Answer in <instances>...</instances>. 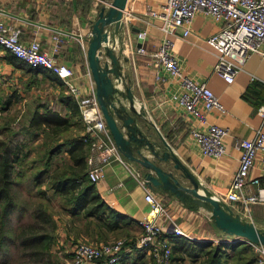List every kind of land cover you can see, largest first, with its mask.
I'll return each instance as SVG.
<instances>
[{"label": "crops", "instance_id": "1", "mask_svg": "<svg viewBox=\"0 0 264 264\" xmlns=\"http://www.w3.org/2000/svg\"><path fill=\"white\" fill-rule=\"evenodd\" d=\"M111 2L0 0V22L10 30H18L22 42L37 40L44 51L51 53L53 36L58 35L62 39L55 59L72 69L74 76L71 82L79 92L77 100L54 73L32 67L0 48V92L10 97L9 101L14 100V92L17 90L22 92L24 99H35L23 130L31 137L34 145L39 143L36 145L42 152L41 158L50 159L48 172L45 171L44 162L31 166V170L38 169V180L43 184L64 181L67 178L64 173L68 168L76 172L74 179L79 182L82 171L87 169L89 147L82 141L86 124L81 115L79 100L93 94L96 96L87 51L99 12L102 8L107 9ZM164 3L165 0H127L118 34L114 31V23L103 27L102 33L106 38L98 52L100 64L108 66L109 77L112 79L110 102L118 112L123 109L121 118H116V121L127 145L124 150L119 149L122 162L112 161L105 167L103 180L92 183L86 176L82 178L83 184L77 194L80 210L75 216L68 211L65 214L78 231L75 224L82 222V227L86 225L87 220L83 216L87 208L98 205L97 214L111 216V220L115 214L118 229L134 238L142 233L139 222L148 216L151 209L145 201V194L152 193L155 198L163 201L167 214L164 235H168L171 246H181L179 253L185 258V264H189L191 245L197 248L201 245L226 246L240 239L218 229L206 217L207 212L201 204L199 207L202 208L198 210L188 208L184 204L185 199L188 200L185 193H173L161 186L149 187L144 181L147 169L129 157L151 160L171 172L182 186L192 188L191 183L196 182L198 192L203 193L205 190L206 194L222 198L240 163L241 152L237 143L252 138L262 126L257 109L264 105V59L258 54H251L234 81L226 83L214 73L217 58L206 42L207 38L219 30L220 24L209 16L197 14L186 40H174L172 53L183 75L206 82L225 109L223 114L207 113L205 123L199 122L175 103L167 101L169 94L178 85L151 57L163 34L158 29L159 21L149 16L148 9L159 12ZM141 31H146L144 40L138 39L137 35ZM140 47L145 54L138 51ZM110 112L114 114L111 109ZM126 118L131 119L132 124L124 126L123 120ZM210 125L223 127L228 132L225 140L226 154L219 158L203 156L199 146L189 136L191 129H206ZM262 128L264 131V125ZM262 154L258 152L251 171V177L260 181L252 187V192L260 202L251 205L248 210L241 204L227 207L234 215L251 222L264 232ZM30 156L34 158V152ZM184 167L189 168L194 180L185 173ZM67 188L59 184L58 190L63 189L62 197L68 196L63 195ZM70 207L66 205L65 209L69 210ZM107 223L104 221L105 225ZM91 225L95 227L94 219ZM174 226L186 233L187 237L173 236L171 229ZM149 261L144 251L122 256V264H149Z\"/></svg>", "mask_w": 264, "mask_h": 264}, {"label": "built area", "instance_id": "2", "mask_svg": "<svg viewBox=\"0 0 264 264\" xmlns=\"http://www.w3.org/2000/svg\"><path fill=\"white\" fill-rule=\"evenodd\" d=\"M148 14L159 21L158 29L163 34L151 57L178 85L169 94L167 101L175 103L201 123H205L207 113L223 114L225 109L206 82L195 81L183 75L181 66L172 53L174 40H186L197 14L209 16L218 22L219 30L207 38L206 42L217 58L214 73L231 84L251 54H258L264 59V0H165L159 12L148 9ZM146 35V31H141L137 36L139 40H144ZM52 39L53 48L49 53L41 48L37 40L22 42L18 30H10L0 22V48L32 67L54 73L78 100V88L71 82L74 72L69 66L58 63L55 59L62 39L58 35H54ZM138 51L145 54L141 47ZM79 104L86 124L82 140L89 147L86 159L88 179L97 183L105 178V167L109 163L122 160L119 148L101 114L96 96L93 94L80 99ZM257 115L262 120V126L252 138L237 143L241 152L238 169L227 193L222 198H217L223 205L241 204L248 210L251 205L260 202L258 196L252 192V187L257 186L260 181L251 177V171L260 151L263 153L261 162L264 165V105L257 109ZM227 135V130L217 125H210L206 129L194 128L189 134L199 146L201 154L213 158L226 154ZM186 170L193 177L189 168ZM144 198L151 208L148 216L151 213L153 215L140 220L142 234L139 237L98 244L78 241L68 264H122V256L135 251H144L153 264H172L171 242L168 235H164L167 214L161 201L152 193H146ZM171 231L175 237H187L176 226ZM258 252L261 254L260 263L263 264L264 247H258Z\"/></svg>", "mask_w": 264, "mask_h": 264}, {"label": "rangeland", "instance_id": "3", "mask_svg": "<svg viewBox=\"0 0 264 264\" xmlns=\"http://www.w3.org/2000/svg\"><path fill=\"white\" fill-rule=\"evenodd\" d=\"M14 93L16 94V97L14 100L9 101L10 97L3 92H0V142L6 143L10 141V146L12 147L24 145L31 151V153L34 152L35 159L30 156L26 161L28 163L26 166L30 167V165L33 166L38 164L35 160L41 159L42 155L41 150L36 145L39 143L34 145L31 137L26 135L23 130L30 116L32 104L35 99H30L29 97L24 99L21 96L22 92L18 90ZM30 174L31 173L27 174V177L24 179H17L16 181L18 182L14 183V185L9 188V193L14 198L16 208L13 207L4 219V241L0 246V264H68L71 258L72 248H74L78 241L98 244L130 238V236L126 235L127 232L117 231L109 233L108 239L103 240L99 235L97 227H94V225H90L89 227L84 225L82 227V222L75 224V226L78 227L77 229H79L78 231L75 230L74 225L70 223L71 219H69V217L65 214L66 205L64 201L62 200L61 206L60 201L54 198L50 206L51 208H49V212L56 222L55 243L49 251L46 250L38 252L39 254H34L36 251L32 249L31 246L34 240H31V237H29L28 234L21 235L19 241L17 240L18 238L16 239V236L20 235L19 232L22 228H26L36 222L32 210L36 204L40 202V199L36 196L37 190L33 187V183L31 182L32 177ZM42 188H46V185L43 183L40 189L43 190ZM183 194L188 198V200L185 199L184 202L188 208H195L198 210L199 208H202L199 207V204H201V206H203V210L207 212L206 217H209L210 221L213 222L212 213L210 211L211 206L208 203L194 198L189 192H183ZM3 197L4 194L2 193L0 195V201H2ZM161 203H163V201ZM231 215L240 221L244 220L237 215H234L232 212ZM79 235L82 236L80 237ZM21 241L23 245L21 244ZM235 243L248 244V246L252 248V252L256 255V257L258 256L257 264H262L260 263L261 254L258 252V248L256 250V247H260L261 245L251 244L248 241L246 242L241 240ZM149 264H153L152 259H150Z\"/></svg>", "mask_w": 264, "mask_h": 264}, {"label": "trees", "instance_id": "4", "mask_svg": "<svg viewBox=\"0 0 264 264\" xmlns=\"http://www.w3.org/2000/svg\"><path fill=\"white\" fill-rule=\"evenodd\" d=\"M30 153L31 151L24 145L12 147L10 146V141L6 143L0 142V195L2 193L4 194L2 201H0V246L4 241V219L13 207L16 208L14 198L9 193V188L12 187L14 183L18 182L16 181L17 179H24L27 177L28 173H31V182L33 183V187L37 190L36 196L40 199V202L37 203L32 210L36 222L26 228H22L19 232L20 235L16 236V239L18 238L17 240L19 241L21 235L28 234L29 237H31V240H34V245L33 242L31 245L32 249L36 251L34 254H39L38 252L41 251H49L55 243L56 222L49 212L51 203L55 198L60 201L62 206L63 200L65 205L71 206L69 210L65 209V211H68L72 216L77 215L76 212L80 210L77 194L83 184L82 178L85 176L88 178V169H85V172L82 171V176H80L81 180L78 182L74 179L76 172L72 168H68L64 173L67 175V178H65L64 181H49L45 184L46 188L41 190L40 187L42 182L38 180V169L31 170V165L30 167L26 166L28 165L26 161L30 157ZM46 158V160L41 158L35 161L40 163L44 162V165L46 166L45 171L48 172L50 169V159L48 157ZM59 184L62 187H68L65 190L66 192H63L64 196L68 195L66 198L62 197L63 189L58 190ZM49 191L52 192V195L48 194ZM58 191H61L59 197H57ZM87 209L88 210L84 212L83 216L87 220L86 226L89 227L94 219L95 227H97L99 235L103 240L108 239L109 233L120 231L117 227L115 214L114 219L111 220V216H104L102 213H96L98 205ZM111 215H113L112 212ZM104 221H107L108 223L105 225ZM102 224L104 228L102 227ZM185 249L188 250V248ZM179 250H182L181 246L177 244L172 246V264H185V258L179 253ZM188 254V257L190 258L189 264H257L256 255L252 252V248L245 243H232L226 246L219 245L215 247H212L211 245H201L198 248L191 245Z\"/></svg>", "mask_w": 264, "mask_h": 264}, {"label": "water", "instance_id": "5", "mask_svg": "<svg viewBox=\"0 0 264 264\" xmlns=\"http://www.w3.org/2000/svg\"><path fill=\"white\" fill-rule=\"evenodd\" d=\"M127 0H112L110 6L102 8L99 12L98 19L93 26V39L89 43L87 57L88 65L91 71L93 81L96 86V98L99 104L101 114L107 124V128L120 150H124L127 141L124 140L116 118H121L123 109L118 110L110 102V96L113 93L112 79L109 77L108 66L104 64L101 66L99 59V49L106 35L102 33L103 27L107 24L114 23V31L118 34L121 24L123 10L126 6ZM110 109L114 111L112 115ZM132 120L126 118L123 120L124 126L132 124ZM130 159L141 164L147 172L145 174L146 184L149 187H163L170 189L173 193L189 192L194 198L206 202L211 206V213L215 226L224 232L226 235L240 238L241 241H248L251 244H258L264 247V232L259 230L251 222L243 223L237 218L232 217L229 208L221 204L217 198L209 194H200L197 192V183L192 182V188L182 186L178 178H174L172 173L162 169L160 166L145 158ZM178 168V166L176 167ZM185 173L194 180L186 167L183 168ZM183 177V175L181 176ZM245 239V240H242Z\"/></svg>", "mask_w": 264, "mask_h": 264}, {"label": "bare ground", "instance_id": "6", "mask_svg": "<svg viewBox=\"0 0 264 264\" xmlns=\"http://www.w3.org/2000/svg\"><path fill=\"white\" fill-rule=\"evenodd\" d=\"M197 192H198V190H197ZM198 193H200V192H198ZM200 194H206L205 190H203V193H200ZM152 215H153V213H151L148 217H152ZM242 222H244V223L247 222L248 223V221H245V220H242Z\"/></svg>", "mask_w": 264, "mask_h": 264}]
</instances>
